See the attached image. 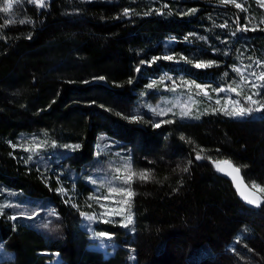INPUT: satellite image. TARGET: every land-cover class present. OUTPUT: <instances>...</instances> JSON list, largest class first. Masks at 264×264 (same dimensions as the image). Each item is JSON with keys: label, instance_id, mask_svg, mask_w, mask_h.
<instances>
[{"label": "trees", "instance_id": "obj_1", "mask_svg": "<svg viewBox=\"0 0 264 264\" xmlns=\"http://www.w3.org/2000/svg\"><path fill=\"white\" fill-rule=\"evenodd\" d=\"M258 58L264 65V0H19L0 11V264H48L54 253L59 264H264V204L246 207L212 165L233 161L264 187V109L199 107L180 119L151 106L185 80L232 87L236 66ZM102 135L130 175H151L126 184L131 224H95L107 253L81 225L93 192L84 178L70 180L69 198L22 156L46 139L48 164L76 173Z\"/></svg>", "mask_w": 264, "mask_h": 264}, {"label": "rangeland", "instance_id": "obj_2", "mask_svg": "<svg viewBox=\"0 0 264 264\" xmlns=\"http://www.w3.org/2000/svg\"><path fill=\"white\" fill-rule=\"evenodd\" d=\"M167 57L170 56L168 55ZM236 69L240 71L238 72ZM235 71L237 82L232 87L219 88V90H222L220 93L217 89H210L207 84L187 80L181 81L177 85H168L165 93L159 94V92H156L154 104L151 105L152 109L158 115L159 113H163L160 114L161 116H172V112H177L180 119H193L186 118V116L196 117V111L199 107H205L203 110L211 109V111L221 110L224 113L231 112L234 106L225 104V101L231 99L240 101V106L242 107L252 109L247 115H255L253 111L259 108V104L252 105L244 97L252 95L253 99L261 100L258 99V96L259 91L263 89V85L257 77L261 72H264V65H262L261 59L258 58L253 64L245 65L243 63L236 66ZM241 76L245 79L241 80ZM196 85H200V87L197 88ZM237 85H239V95L236 92L230 91L231 88L237 87ZM252 85H256V87H252ZM253 93L256 94L253 95ZM217 100L220 101V104L216 103ZM242 101H245L247 105ZM184 113H187V115H184ZM36 138L34 137V139ZM46 144V139L28 142L22 146L25 152V155H22L23 158L27 162L39 161L40 163H37V166L38 164L44 165L46 174L49 177H54L58 183L57 189L69 198L77 196V187L70 180H76L77 177L80 179L84 178V181L91 186L93 192L91 196H84V201L90 212L83 214L81 225L88 233L91 241L89 246L107 253L110 244L109 236L108 234L106 236L99 235L101 232H96L95 224L105 220L121 221L123 224H127V216L131 214L130 207L128 206L129 203H126L129 197L126 194L119 193L109 195V189L126 187V184L122 183V179L130 176V160L128 161L125 158L113 159L112 155L116 152L107 147L112 144V141H109L106 136L102 135L97 140L94 159L87 165L80 166L78 172H69L66 167H59L60 165L54 167L52 164H48L49 156H46L48 153ZM70 149L72 150V147ZM47 164L50 166L45 167ZM118 169L120 170L119 173L117 172ZM117 176L122 179H115ZM89 217H95V219H89ZM58 259L57 253H54L53 258L50 259L48 264H59Z\"/></svg>", "mask_w": 264, "mask_h": 264}, {"label": "snow or ice", "instance_id": "obj_3", "mask_svg": "<svg viewBox=\"0 0 264 264\" xmlns=\"http://www.w3.org/2000/svg\"><path fill=\"white\" fill-rule=\"evenodd\" d=\"M29 2H34L36 3L39 7H44L46 6V0H29ZM222 2H234V0H222ZM15 3H19V0H15ZM13 4H14V0H3V6L0 7V11L4 12V13H9L10 10L13 9ZM235 6L237 8H241L242 5L239 4V3H236ZM191 11H195V10H191ZM125 15L128 14V10L126 9L125 12H124ZM21 23H24V21H20ZM6 24L8 23H12V21H8L6 20L5 21ZM224 25H222L223 27ZM243 30H248L246 27L243 29ZM255 30V29H253ZM164 59H173V57H164ZM214 62H200V63H197L195 64V67L197 68H201V67H209L213 64ZM236 71H240L239 69H236ZM255 75V74H254ZM260 81L264 82V72H261L258 77H257ZM245 78L243 76H241V80H244ZM245 83H247V81H245ZM197 88L200 87V85H196ZM252 87H256V85H252ZM239 85H237V87H233L230 89V91L232 92H236L238 95L240 94L239 91ZM218 91H222V90H218ZM256 93H253V95H255ZM245 100H247L249 103H251L252 105H257L259 104V108L255 109L256 111H259L261 109H264V102L262 101H258V100H255L253 99V96L252 95H248L246 97H244ZM217 104H220V101L217 100L216 101ZM225 104L226 105H233V110L231 112H227L226 114H229V115H232V116H243L244 114L252 111V109H249V108H245V107H242L240 106V101H235V100H227L225 101ZM223 110V109H222ZM155 111V110H154ZM159 114H163V113H159ZM184 115H187V113H184ZM132 120H136L137 117H131ZM165 122H170V121H165ZM155 127H159L160 125L159 124H156L154 125ZM183 138V137H182ZM67 147V146H66ZM74 148H78L79 145H75V146H72ZM203 151V150H201ZM201 155L199 153H197L196 155V159L199 160L201 159ZM29 159H31V157H29ZM216 167H217V170L218 171H226V169L224 167H221V165H227L228 167H232L231 165V162L230 161H220V162H214ZM234 172L236 173H239V169L237 168H233L232 169ZM119 169L117 170V172L119 173ZM184 171H187V168L184 169ZM228 174H231V173H228ZM133 177H138L139 179L141 180H149L151 179V175L150 173H148L147 171H144V172H140V173H132L130 176H127L125 178H121L119 176H117L115 179H122V183L124 184H130L131 183V180ZM233 181L234 183L236 182V177H233ZM242 182V181H241ZM246 187V186H245ZM253 188L257 189L259 192H264V187H261L255 183H253L252 185ZM237 190L240 191V186L239 184L237 185ZM113 193H119V194H126L129 198H131L132 195H134V193H132L131 191H129L127 188H124V187H118V188H110L109 189V195H112ZM241 196L248 202V203H251V204H254V205H257L259 206L260 203H261V200L260 199H249L248 196L244 195L243 192L240 193ZM105 199H107V197H105ZM126 203H129L128 201H126ZM7 207V206H5ZM129 207H130V203H129ZM116 214H119V213H116ZM11 219H16V217H11ZM89 219H95V217H89ZM111 222L110 220H105L104 223H109ZM132 223V216L131 214H129L127 216V224H131ZM127 224H125L124 226L127 227ZM99 235L101 236H106L107 234L106 233H100Z\"/></svg>", "mask_w": 264, "mask_h": 264}, {"label": "water", "instance_id": "obj_4", "mask_svg": "<svg viewBox=\"0 0 264 264\" xmlns=\"http://www.w3.org/2000/svg\"><path fill=\"white\" fill-rule=\"evenodd\" d=\"M220 161H230L228 159H218V160H214L212 161V165L214 166V170H215V173L226 179L227 181L230 182L231 186H232V189L233 191L235 192L236 194V197L237 199L242 203L244 204L246 207L250 208V209H259L263 204H264V197L256 190L254 189L250 184H248L245 179H244V176L242 174V171L241 169L236 166L233 161H230L231 162V165L232 167H228L227 165H221V167H224L226 169V171L222 172V171H218L217 170V167L215 165L214 162H220ZM233 168H237L239 169V173H236L234 172L232 169ZM228 173H231V174H228ZM233 177H236V182L234 183L233 181ZM242 181V182H241ZM239 184L240 186V191L237 190V185ZM246 186V187H245ZM241 192L244 193V195L248 196L249 199H260L261 200V203L259 206L257 205H254V204H251V203H248L242 196H241Z\"/></svg>", "mask_w": 264, "mask_h": 264}]
</instances>
